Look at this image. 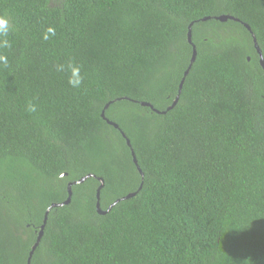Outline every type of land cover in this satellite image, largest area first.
Returning <instances> with one entry per match:
<instances>
[{"label": "trees", "instance_id": "1", "mask_svg": "<svg viewBox=\"0 0 264 264\" xmlns=\"http://www.w3.org/2000/svg\"><path fill=\"white\" fill-rule=\"evenodd\" d=\"M0 14L12 28L0 37V264H26L47 208L89 174L50 209L30 264H264L251 35L264 57V0H0ZM190 24L196 57L167 109ZM99 178L102 210L134 196L99 214Z\"/></svg>", "mask_w": 264, "mask_h": 264}, {"label": "water", "instance_id": "2", "mask_svg": "<svg viewBox=\"0 0 264 264\" xmlns=\"http://www.w3.org/2000/svg\"><path fill=\"white\" fill-rule=\"evenodd\" d=\"M206 19H208V18H203V20H206ZM215 19L220 20V21H226L227 19L238 20V19L233 18L232 16H228V15H221V16L215 17ZM191 25H192V24H190V25L188 26V32H187V42H188V43L191 45V47H192V54H191L190 63H189L188 68L185 70L184 75H183V78H182V80H181V82H180V84H179L178 94H177V96L175 97L174 101L172 102L171 106H169L167 109H171V108L177 103L178 98H179V94H180V92H181V88H182V84H183L184 78H185V76L187 75L188 70H189V68L191 67V65H192V63L194 62L195 57H196V48H195V45H194V44L192 43V41H191ZM244 25H245V27H246L248 30H250V27H249L247 24H244ZM251 35H252V39H253L254 48H255V50H256L258 56H259V63H260V65H261V67H262V69H263V71H264V57H263V55H262V52H261V49H260L259 45L257 44V40H256L255 35H254L253 33H251ZM141 105H143V106H149L150 108H152L153 110H155V109L152 107V105L149 104V103L141 102ZM107 107H108V104H106L105 107H104V109L102 110V112H101V116H102V117H103V118H104L109 124L113 125L115 128L118 129L119 127H118V125H117L116 123H114V122L108 120L107 118H105L104 110H105ZM155 111L159 113V111H157V110H155ZM162 113H164V112H162ZM120 132H121L122 136L125 137V134L123 133V131H120ZM126 142H127V145L130 147V141H129L128 139H126ZM131 154H132V160H133L134 164L136 165V168H137L138 172L140 173L141 178H143V173H142L141 169H140L139 166H138L137 159H136V157H135V154H134L133 150H131ZM90 176H92V175L89 174V175H86V176L80 178V179L77 180V181L69 182L68 185H67V192H68L67 199H66L64 202H62V203H52V204L47 208V210L45 211V214H44L43 224L41 225V228H40V230H39V232H38V235H37L36 241L34 242V244H33L32 247H31V250H30V252H29V255H28V258H27V262H26V264H30L31 257H32V255H33V253H34V250L36 249V247L38 246V244H39V242H40V239H41V237H42V235H43V229H44V226H45V223H46L47 214L49 213L50 209L53 208V207H59V206H63V205H67V204H69V203H70V200H71V186H72L73 184L83 182L85 179H87V178L90 177ZM99 182H100V185H99V187L97 188V191H96V210H97V212H98L99 214H105V213H107V212L110 210V208H111L116 202H118L119 200L128 199V198L134 196V193L127 194V195L123 196L122 198L116 200V201H115V202H114V203H113V204H112L107 210H102V209L100 208V203H99V195H100L99 193H100L101 188L103 187V180H102L101 178H99ZM140 187H141V186H140Z\"/></svg>", "mask_w": 264, "mask_h": 264}, {"label": "clouds", "instance_id": "3", "mask_svg": "<svg viewBox=\"0 0 264 264\" xmlns=\"http://www.w3.org/2000/svg\"><path fill=\"white\" fill-rule=\"evenodd\" d=\"M12 30L10 24H9V20L7 18L6 15L4 14H0V37H7L9 32ZM55 33V28L52 26H49L44 35L43 38L45 40L49 39L50 36H54ZM11 44L9 43V41L7 39H3L2 41H0V48H10ZM0 62L3 63H7V57L5 55H3L2 53H0ZM68 66L71 68L72 71V75L69 77L68 82L72 87L78 88L80 87L82 81H83V76L81 75L80 72V67L79 65L73 63V62H69ZM64 65H59L58 66V70L63 69ZM26 110L28 112H35L36 111V105L29 102Z\"/></svg>", "mask_w": 264, "mask_h": 264}]
</instances>
